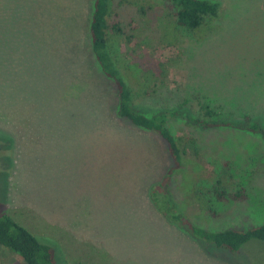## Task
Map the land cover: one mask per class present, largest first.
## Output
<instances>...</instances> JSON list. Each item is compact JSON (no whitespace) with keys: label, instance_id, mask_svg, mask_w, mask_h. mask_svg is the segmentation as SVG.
<instances>
[{"label":"rangeland","instance_id":"1","mask_svg":"<svg viewBox=\"0 0 264 264\" xmlns=\"http://www.w3.org/2000/svg\"><path fill=\"white\" fill-rule=\"evenodd\" d=\"M135 1L113 4L137 26L123 61L159 75L137 103H207L219 119L249 115L264 130V0H215L222 14L206 28L164 33V3ZM91 12L92 0H0V213L51 244L56 264H264L263 240L228 253L172 218L187 209L215 231L264 224V132L172 122L192 139L190 160L170 195L176 210L161 193L154 202L171 158L153 131L118 116L114 85L91 51ZM217 179L247 198H211L212 217L194 195ZM0 264L24 263L0 245Z\"/></svg>","mask_w":264,"mask_h":264},{"label":"trees","instance_id":"2","mask_svg":"<svg viewBox=\"0 0 264 264\" xmlns=\"http://www.w3.org/2000/svg\"><path fill=\"white\" fill-rule=\"evenodd\" d=\"M161 1L168 12V18L173 22L166 20L168 23L163 24V33L176 27L194 32L197 29L206 28L222 14L221 5L215 0ZM113 4L114 0H92V12L88 25L91 51L102 74L114 85L118 116L130 125L153 131L166 144L171 164L160 180L152 186L150 194L155 202L161 193L167 202L173 203L174 207L171 206L174 211L179 203L170 195L175 194L172 191L173 185L179 179L180 171L187 168V162L190 159L187 157L188 145L186 144L188 139L190 143L192 139L189 136L187 139L181 134L174 133L171 127L172 122L179 120L184 126L201 129L231 127L256 133L264 132V130L257 120L249 115H245L240 120L219 119L215 117L214 110L207 103L199 102L197 106L189 104L190 106L186 107L185 101L175 107L148 110L139 105L137 101L146 98L155 89L152 84L159 75L153 71H144L141 64L136 62H124L127 57L126 45L135 43L131 40L135 37L133 31L137 26H133L131 20L123 22L120 18L121 13L114 9ZM139 6V10L144 13L145 6ZM131 29L132 32H130ZM112 39L115 43L111 42ZM262 135L264 136V133ZM197 190L191 197L194 195L199 207L205 209L212 217H217L219 214L214 209L211 198L219 203L239 202L247 198L243 187L229 189L222 179L215 180L206 191ZM206 195H209L210 199ZM177 210L172 214L174 220L184 224L191 234L206 242L205 244H211L228 253L240 252L251 239L264 241V224L252 225L246 229L231 227L227 230L215 231L196 225L187 215V209ZM162 211L166 213L168 208ZM0 245L16 254L24 264H56L55 248L41 241L36 234L8 213H0Z\"/></svg>","mask_w":264,"mask_h":264},{"label":"crops","instance_id":"3","mask_svg":"<svg viewBox=\"0 0 264 264\" xmlns=\"http://www.w3.org/2000/svg\"><path fill=\"white\" fill-rule=\"evenodd\" d=\"M126 123V122H125ZM150 132H147V133H143V135L147 136V134H149ZM150 135L153 136V134L150 133ZM154 137V136H153ZM144 141H150V140H144ZM153 143H156V140L154 138V140H152Z\"/></svg>","mask_w":264,"mask_h":264}]
</instances>
